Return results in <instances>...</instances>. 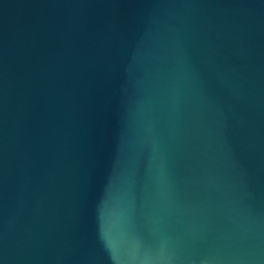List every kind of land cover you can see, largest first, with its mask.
Masks as SVG:
<instances>
[{"label":"water","instance_id":"water-1","mask_svg":"<svg viewBox=\"0 0 264 264\" xmlns=\"http://www.w3.org/2000/svg\"><path fill=\"white\" fill-rule=\"evenodd\" d=\"M0 264H264V0H0Z\"/></svg>","mask_w":264,"mask_h":264}]
</instances>
